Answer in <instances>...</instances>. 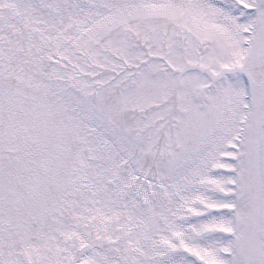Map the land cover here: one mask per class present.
<instances>
[{
    "label": "snow or ice",
    "instance_id": "snow-or-ice-1",
    "mask_svg": "<svg viewBox=\"0 0 264 264\" xmlns=\"http://www.w3.org/2000/svg\"><path fill=\"white\" fill-rule=\"evenodd\" d=\"M0 264H264V0H0Z\"/></svg>",
    "mask_w": 264,
    "mask_h": 264
}]
</instances>
